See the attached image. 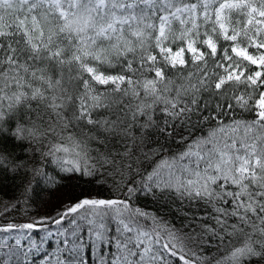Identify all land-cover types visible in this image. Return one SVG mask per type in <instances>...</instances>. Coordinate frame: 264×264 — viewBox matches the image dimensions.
Listing matches in <instances>:
<instances>
[{"label":"snow or ice","instance_id":"6c2138e0","mask_svg":"<svg viewBox=\"0 0 264 264\" xmlns=\"http://www.w3.org/2000/svg\"><path fill=\"white\" fill-rule=\"evenodd\" d=\"M8 173L0 264H264V0H0Z\"/></svg>","mask_w":264,"mask_h":264},{"label":"trees","instance_id":"16d2710c","mask_svg":"<svg viewBox=\"0 0 264 264\" xmlns=\"http://www.w3.org/2000/svg\"><path fill=\"white\" fill-rule=\"evenodd\" d=\"M173 150H176L178 147L177 145H173ZM19 153V150H17ZM150 170V169H149ZM41 187H43V184H41ZM97 191H99L98 186L94 184H84L80 183V186L75 188V193L77 195H80L81 192H83L84 195H96ZM23 187H22V180L19 175H17L15 178L12 177L11 173L7 174V177H0V209L3 208L4 204L9 203H17L19 204L18 209H11L7 214H0V227L6 225L7 223H27L30 222L33 216L35 215H43L47 209H45L39 202V200H36L35 203L31 204V207L29 208L28 214L25 215L22 211L25 207L22 199ZM104 195L107 196L108 193L105 191ZM35 199V198H34ZM137 204L146 212L149 213H155L158 216L164 217L166 220H170L179 226L180 224V216L177 214L178 204L173 205L171 201H169L167 204L164 202H156L153 200L152 197H141L140 200L137 201ZM55 227V226H53ZM26 234H31L28 232V230H24ZM44 233L41 232V235ZM17 235H20L19 231H12L11 233H4L0 232V238L3 237H15ZM14 240V239H12ZM9 244L7 241L6 246ZM23 248H27L26 243L23 241L22 244ZM32 257H28V264H32ZM36 264H40L39 259H36Z\"/></svg>","mask_w":264,"mask_h":264},{"label":"rangeland","instance_id":"374dc122","mask_svg":"<svg viewBox=\"0 0 264 264\" xmlns=\"http://www.w3.org/2000/svg\"><path fill=\"white\" fill-rule=\"evenodd\" d=\"M8 242H9V244H8V245H10V244H13V243H14V240H12V239H9V240H8ZM22 244H23V241L21 242V246H23Z\"/></svg>","mask_w":264,"mask_h":264}]
</instances>
